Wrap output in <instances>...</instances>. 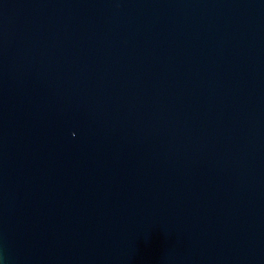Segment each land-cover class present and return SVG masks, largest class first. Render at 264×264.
Returning <instances> with one entry per match:
<instances>
[{
	"label": "water",
	"instance_id": "1",
	"mask_svg": "<svg viewBox=\"0 0 264 264\" xmlns=\"http://www.w3.org/2000/svg\"><path fill=\"white\" fill-rule=\"evenodd\" d=\"M0 264H264V0H0Z\"/></svg>",
	"mask_w": 264,
	"mask_h": 264
}]
</instances>
